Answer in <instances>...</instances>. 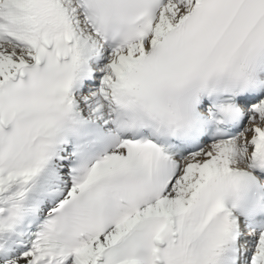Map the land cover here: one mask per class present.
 Segmentation results:
<instances>
[{
	"label": "snow or ice",
	"instance_id": "snow-or-ice-1",
	"mask_svg": "<svg viewBox=\"0 0 264 264\" xmlns=\"http://www.w3.org/2000/svg\"><path fill=\"white\" fill-rule=\"evenodd\" d=\"M0 264H264V0H0Z\"/></svg>",
	"mask_w": 264,
	"mask_h": 264
}]
</instances>
